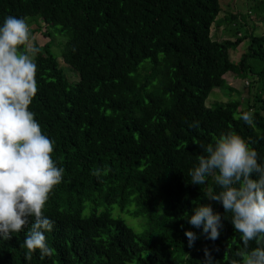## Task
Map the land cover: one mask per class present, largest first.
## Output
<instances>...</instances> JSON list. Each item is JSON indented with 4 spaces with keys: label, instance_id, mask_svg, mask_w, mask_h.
Returning a JSON list of instances; mask_svg holds the SVG:
<instances>
[{
    "label": "trees",
    "instance_id": "16d2710c",
    "mask_svg": "<svg viewBox=\"0 0 264 264\" xmlns=\"http://www.w3.org/2000/svg\"><path fill=\"white\" fill-rule=\"evenodd\" d=\"M255 7L259 14L250 5L249 15L220 20V0H0V25L8 16L26 18L36 26L32 34L43 22L47 37L64 39L61 55L53 41L35 44L38 92L29 109L64 169L44 208L54 222L46 233L53 253L26 258L29 225L0 238V264H204L205 248L219 264L239 259L243 242L231 213L207 197L219 187L211 177L192 184L189 171L198 164L199 145L229 131L264 164V35L251 23V14L264 23V1ZM222 24L231 37L223 41L212 36ZM60 57L77 82L69 81ZM230 75L245 81L252 98L245 101ZM221 88L241 101L208 107ZM249 110L253 126L237 118ZM194 122L199 128L189 127ZM95 169H103L99 178ZM193 201L221 214L217 240L188 223ZM123 214L142 219L143 232ZM185 231L198 237L191 248Z\"/></svg>",
    "mask_w": 264,
    "mask_h": 264
},
{
    "label": "clouds",
    "instance_id": "9594fccd",
    "mask_svg": "<svg viewBox=\"0 0 264 264\" xmlns=\"http://www.w3.org/2000/svg\"><path fill=\"white\" fill-rule=\"evenodd\" d=\"M39 51L26 18L4 19L0 25V238L9 240L30 225L22 245L29 260L37 250L42 258L53 253L46 233L53 230L54 222L44 208L64 176V169L53 159L54 141L29 110L38 92L35 57ZM237 118L254 124L253 110ZM189 127L199 128V123ZM199 148L198 164L189 171L191 183L205 184L208 177L215 181L220 191L207 197L231 213L234 230L241 234L243 247L235 254L239 259H230L229 264H264V164L258 162L257 151L233 131ZM102 172L95 169L92 175L99 178ZM193 204L188 223L202 227L206 239L217 240L223 227L221 214L211 205ZM184 234L188 247H193L196 233ZM250 241L258 246L250 248ZM204 256V264H219L207 248Z\"/></svg>",
    "mask_w": 264,
    "mask_h": 264
},
{
    "label": "rangeland",
    "instance_id": "374dc122",
    "mask_svg": "<svg viewBox=\"0 0 264 264\" xmlns=\"http://www.w3.org/2000/svg\"><path fill=\"white\" fill-rule=\"evenodd\" d=\"M264 0H220V4L222 6V12L220 13L218 19L223 20L224 18H226V16L229 13H233L234 15H238L240 14V12L242 14H248L249 10H250V5L252 8H254V10H252V13L257 14L258 12H254L256 11V4L257 3H261ZM259 14V13H258ZM249 15V14H248ZM252 15V24L253 25H257V34L258 35H264V23H259L258 20L256 19V17ZM226 28L227 26L225 24H222L220 26H213L212 27V36L215 39L218 40H227L231 37L228 36L227 32H226ZM31 31L36 29L35 24L32 25L30 27ZM50 28L48 25H46L45 23L41 22V31L40 32H35L34 34H32V38H33V42L35 44H37L40 47L45 46L46 44H48L49 42L53 41V47L56 53H58L59 55H61V52L63 50V43H64V39H59L58 37H47L46 35L50 32ZM241 35H243V32H240ZM233 39V38H232ZM249 41H245L244 43H242V45H240V47L238 48L237 52L233 54V62H239L241 54L244 52L243 50L248 46ZM59 63L60 66L64 69V71L67 73L68 79L69 81H71L72 83L77 82L78 81V74L72 70L67 64H65L62 60V58H59ZM229 84L231 86H234L235 88H237V90H239L240 92H242V96L245 99V101H247L248 99L252 98L249 90H248V86L246 85L245 81L243 80H234V78L232 77V75L229 76ZM252 87H253V81H251ZM258 87L259 84L256 83L254 88L252 89V94H255V92L258 91ZM240 94L239 93H234L233 95L229 93L228 88H221V89H214L209 97V99L207 100L206 104L208 107H214L215 104H219V103H226L229 99L230 100H239L241 101L240 98ZM114 215L118 216L117 213V209L114 211ZM124 219L126 220L127 224L130 225L131 227H133L135 229V231L137 232H143V230L145 229V225L142 223V219L138 218H132L131 216H129L128 214H123Z\"/></svg>",
    "mask_w": 264,
    "mask_h": 264
}]
</instances>
